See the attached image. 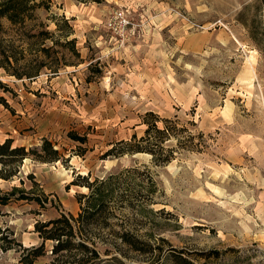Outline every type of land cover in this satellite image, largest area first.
<instances>
[{
  "label": "rangeland",
  "instance_id": "rangeland-1",
  "mask_svg": "<svg viewBox=\"0 0 264 264\" xmlns=\"http://www.w3.org/2000/svg\"><path fill=\"white\" fill-rule=\"evenodd\" d=\"M31 3L39 6L27 24L52 36L33 38L21 58L23 27L3 18L0 52L16 53L19 70L29 60L47 64L44 46L74 65L22 79L0 67V96L8 102H0V143L12 138L13 146L31 149L47 138L62 154L53 162L27 157L15 178L0 180V194L16 185L48 199L0 204V235L16 239L10 250L0 248V264L19 263L20 243L44 242L35 264L92 256L77 245L53 254L55 242L35 226L77 217L80 195L90 192L84 178L109 173L121 175L115 194L81 230L100 253L89 264H172L175 253L196 264H264V2ZM63 19L80 58L65 44ZM154 121L173 129L164 150L154 159L129 153L125 142L145 136ZM112 148L117 157H105Z\"/></svg>",
  "mask_w": 264,
  "mask_h": 264
},
{
  "label": "trees",
  "instance_id": "trees-1",
  "mask_svg": "<svg viewBox=\"0 0 264 264\" xmlns=\"http://www.w3.org/2000/svg\"><path fill=\"white\" fill-rule=\"evenodd\" d=\"M33 0H0V20L3 18H7L14 25H21L23 27V35L21 48V58H25L26 50H31L32 48V39L41 36H44L43 39H47L52 36V33L48 30H39L38 32H34L36 29L35 26L29 27L27 24V20L34 18V11L39 4L31 3ZM264 2V0H262ZM65 20V24L68 27V31L63 35L66 38V43L70 45L71 51H73L74 55L80 58L79 51L76 50V38L69 39L70 34L72 33V26L67 19ZM59 26V25H58ZM2 27L0 22V28ZM60 29V28H59ZM263 30H264V22H263ZM14 44V43H13ZM23 44H27L24 46ZM12 48V47H11ZM9 48V49H11ZM41 51L45 52L51 60L49 62H45L47 64L36 63L34 61L29 60V64L23 66L24 69L19 70L16 68V64L21 60L16 53L8 52L11 50L5 49L0 52L3 56V59H0V67L7 69L10 74L16 76L19 79L22 77H36L40 74L44 67H47L50 73H54L56 75L60 72V70L68 65H74V63L70 62L65 57L63 60H60L58 56H53L51 53V48L42 47ZM12 67V68H10ZM13 69V70H11ZM0 85L4 86L0 81ZM0 102L4 103L6 106L8 102L6 99L0 96ZM150 115H154V113H150ZM156 117V116H155ZM161 121L167 122V119H163ZM174 134L173 129L167 125H164L162 128L157 126V121L153 123H149L146 135L137 139L136 135H133V140L131 142L126 143V149L129 153L133 152H145L151 153L153 159L156 158L155 155L164 150L165 145L163 146V141L170 138ZM74 135V134H72ZM75 139L80 140L82 142L85 141V138L80 136H73ZM116 148H112L108 150L104 156H113L117 157L115 153ZM27 157H31L36 161L43 162H53L62 158V154L59 149L54 145L50 140L44 138L39 147H34L31 149H27V146L16 145L13 146V139L8 138L3 143H0V180L4 179L9 181L15 176L18 175L20 171V166L24 163V159ZM171 157L167 154L163 158V163L169 161ZM121 178V175H116L115 173H109L106 177L102 179H95L94 181L89 180V176L84 178L83 186L88 187L90 190L87 194H82L79 197V201L82 206L81 212L75 217L73 214L68 216L66 214H61V216L57 217V219H51L42 222H36V231L39 233L40 237L47 240H53L55 243L52 248L53 254H58L63 250H71L73 245H77L79 248L83 249L84 252H92V256H89L88 259L82 260L83 262L80 264H89L91 258L96 259L98 261L100 259V253L97 251L95 246H89L87 237L83 236L82 228L87 226L93 219L99 218L103 215V211L107 206L110 198L115 194L114 185ZM24 183L23 180H21ZM34 185L38 188V184L34 183ZM125 189H130V186L127 182L123 185ZM32 191H28L25 188H21L19 186L14 185L9 192L4 194H0V204H8L13 198L17 200H35L39 204H44L48 201L47 197L44 199L39 195H31ZM78 224V226H77ZM2 232V228L0 227V234ZM12 233V232H11ZM76 237H81L82 240L74 239ZM127 240V239H126ZM131 240V239H129ZM16 241V239H9L7 235H0V248L3 251L10 250L12 246V242ZM95 244V242H94ZM21 247V258L18 264H35L34 259L42 256L44 251V242L40 247H23L22 243L19 244ZM32 253V258L31 254ZM172 264H196L191 258L185 256L183 253H175L173 254Z\"/></svg>",
  "mask_w": 264,
  "mask_h": 264
}]
</instances>
